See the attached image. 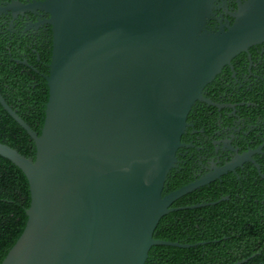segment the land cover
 I'll list each match as a JSON object with an SVG mask.
<instances>
[{"label": "water", "instance_id": "obj_1", "mask_svg": "<svg viewBox=\"0 0 264 264\" xmlns=\"http://www.w3.org/2000/svg\"><path fill=\"white\" fill-rule=\"evenodd\" d=\"M218 0H43L52 51L40 133L5 101L34 143V158L0 142L25 175L23 231L0 264H145L162 216L182 196L233 171L213 172L164 194L188 115L231 59L264 41V4H239L232 24L208 22ZM201 243V242H200Z\"/></svg>", "mask_w": 264, "mask_h": 264}, {"label": "flooded vegetation", "instance_id": "obj_2", "mask_svg": "<svg viewBox=\"0 0 264 264\" xmlns=\"http://www.w3.org/2000/svg\"><path fill=\"white\" fill-rule=\"evenodd\" d=\"M42 1L0 0V83L10 89L9 98L14 86L30 91L46 85L52 30L49 14L37 6ZM253 1L264 4V0H218L208 25L216 30L220 23L232 24L230 14L238 5ZM203 96L220 107L203 101L193 105L189 126L181 137L184 145L176 155L174 170L179 178L196 180L224 166L236 154L258 148L251 155L258 167L244 161L214 181L225 183L234 177L239 184H251L264 178V41L233 57L207 84Z\"/></svg>", "mask_w": 264, "mask_h": 264}, {"label": "trees", "instance_id": "obj_3", "mask_svg": "<svg viewBox=\"0 0 264 264\" xmlns=\"http://www.w3.org/2000/svg\"><path fill=\"white\" fill-rule=\"evenodd\" d=\"M40 87L28 91L14 86L13 97L9 98L6 95L10 89L0 83V93L6 103L37 133L43 124L48 95L45 83ZM0 142L34 158L32 139L1 104ZM236 181L234 177L225 183L216 180L176 200L171 207L212 202L228 196L215 204L179 209L162 216L154 238L199 244L184 248L154 245L145 264H264V178L258 177L255 183L253 180L254 184ZM187 182L188 179H180L172 169L163 192ZM29 203V185L24 173L0 156V263L24 229Z\"/></svg>", "mask_w": 264, "mask_h": 264}]
</instances>
